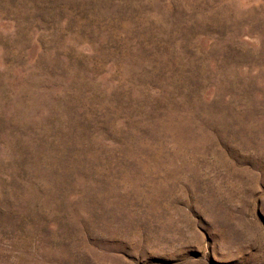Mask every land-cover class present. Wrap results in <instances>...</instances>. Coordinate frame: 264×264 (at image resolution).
I'll return each instance as SVG.
<instances>
[{
  "label": "rangeland",
  "instance_id": "rangeland-1",
  "mask_svg": "<svg viewBox=\"0 0 264 264\" xmlns=\"http://www.w3.org/2000/svg\"><path fill=\"white\" fill-rule=\"evenodd\" d=\"M0 264H264V0H0Z\"/></svg>",
  "mask_w": 264,
  "mask_h": 264
}]
</instances>
